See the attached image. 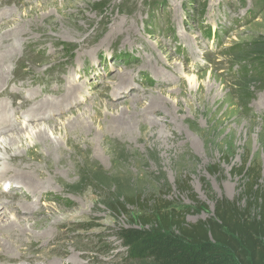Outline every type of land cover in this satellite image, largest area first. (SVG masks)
I'll return each instance as SVG.
<instances>
[{
	"label": "rangeland",
	"instance_id": "1",
	"mask_svg": "<svg viewBox=\"0 0 264 264\" xmlns=\"http://www.w3.org/2000/svg\"><path fill=\"white\" fill-rule=\"evenodd\" d=\"M251 42L264 50V0H0L2 77L26 82L12 89L29 101L59 100L69 80L83 91L41 118L2 101L15 126L0 135V167L26 186L0 172V264H133L118 234L157 202L188 224L221 199L256 214L240 171L247 160L264 173V78L240 58ZM121 109L132 129L102 141L68 125L113 131Z\"/></svg>",
	"mask_w": 264,
	"mask_h": 264
},
{
	"label": "trees",
	"instance_id": "2",
	"mask_svg": "<svg viewBox=\"0 0 264 264\" xmlns=\"http://www.w3.org/2000/svg\"><path fill=\"white\" fill-rule=\"evenodd\" d=\"M244 45L249 50L240 58L256 60L259 68L255 71L264 78V50L256 51L253 42ZM240 171L250 177L246 192L256 214L249 216L234 202L221 199L216 201L211 218L188 224L183 212L180 216L168 211V205L157 202L138 207L140 227L123 228L118 234L133 264H264V173L258 165H247V160Z\"/></svg>",
	"mask_w": 264,
	"mask_h": 264
},
{
	"label": "bare ground",
	"instance_id": "3",
	"mask_svg": "<svg viewBox=\"0 0 264 264\" xmlns=\"http://www.w3.org/2000/svg\"><path fill=\"white\" fill-rule=\"evenodd\" d=\"M3 4H5V3H3ZM4 34V33H3ZM3 36H5V35H3ZM15 37V36H14ZM5 39H7V38H5ZM12 39H13V37H12ZM12 42H15V41H12ZM17 42V41H16ZM9 43V42H8ZM18 43V42H17ZM7 44V43H6ZM1 45V44H0ZM3 45V44H2ZM4 45H5V43H4ZM7 46V45H6ZM11 46V45H10ZM14 46V45H13ZM15 46H16V44H15ZM12 48V47H11ZM14 48V47H13ZM9 52V51H8ZM12 53V52H11ZM11 57V54L9 53L8 54V57ZM5 57V56H4ZM7 58V57H6ZM6 58H3V55L1 54V56H0V65L3 67L4 65H6V62H7V59ZM13 58V57H12ZM9 61V60H8ZM35 63V62H34ZM14 64V63H13ZM31 64V63H30ZM33 64V63H32ZM35 66V65H34ZM2 67H0V135H5L4 133H5V131L6 130H8V129H13L14 128V126L15 125H13V121L12 120H10L8 117H7V115H6V112H8V109H7V104H5V103H3L2 101H1V99L3 98V97H5L6 96V98H9L10 99V101H11V105H12V114L15 116V118L19 115V111H18V109H21V108H26V109H28L29 111H31V115H29V117H27L28 119L29 118H35V117H38V118H41L42 116L43 117H45L46 115H47V111H49L50 109H51V111L52 112H54V111H56L55 110V108L54 107H61L60 106V101H63V103L64 102H70V103H72V102H78V101H80L81 100V98H80V96L83 94V91L80 93V89H79V86H76V84L72 81V80H69L68 81V86H67V88H65L66 90L62 93L63 95L62 96H60L61 98H59V100H56V101H54V100H48V98H43L42 100H40V98H37V99H34V101L32 100V101H29L26 97H25V93H22V94H20V90H22V89H18V90H15V89H12V86L10 85V83H11V80L12 81H14V80H16V79H18L19 80V85L22 87V84H26V82H25V79L23 78V77H18L17 76V78L16 79H14V78H8V80H4L5 78L4 77H2V74L4 73V69L5 68H2ZM14 67V66H13ZM9 68V67H8ZM21 70V69H20ZM31 70V69H30ZM28 71V70H27ZM32 72V71H31ZM30 73V72H29ZM33 73V72H32ZM35 73V72H34ZM28 74V73H27ZM6 75V74H5ZM24 75V74H23ZM26 75V74H25ZM24 75V76H25ZM127 75H128V73H127ZM4 76V75H3ZM111 76V75H110ZM109 76V77H110ZM1 77H2V80H1ZM122 77H124V76H122ZM69 78V77H68ZM26 80H27V77H26ZM127 81V80H126ZM35 84L37 83V82H34ZM117 86V85H116ZM128 87V86H127ZM62 88V87H61ZM60 88V89H61ZM120 89H123L122 88V86H121V88ZM48 90V89H47ZM112 90V89H111ZM33 91V93L35 94V91L34 90H32ZM44 91V90H43ZM118 91V90H117ZM23 92V91H22ZM42 92V91H41ZM59 92V91H58ZM61 92V91H60ZM116 92V91H115ZM159 93H162L161 91H158ZM112 93H113V91H112ZM127 93H128V91H127ZM157 93V92H156ZM40 94V93H39ZM53 94V93H52ZM37 95V94H36ZM54 96H57L58 94H53ZM61 95V94H60ZM14 96V97H13ZM26 96H28V95H26ZM35 96V95H34ZM54 96H53V98H54ZM118 96H120V93L119 94H116V95H113V99H116V98H118ZM30 97V96H29ZM153 97L155 98L154 100H156V97H155V94L153 93ZM47 99V100H46ZM18 100V101H17ZM44 100H46V101H44ZM153 100V99H152ZM40 101V102H39ZM83 101V100H82ZM38 102H39V104H38ZM81 102V101H80ZM17 103L19 104V105H17ZM41 103H43V105H40ZM62 103V104H63ZM151 105V104H150ZM153 105H155V103L153 104ZM92 106V105H91ZM97 108V107H96ZM107 108H111L112 110H113V107L112 106H108L107 105V107H106V109ZM98 109H102L101 107L100 108H97L96 110H95V114L97 113V110ZM22 110V109H21ZM27 110V111H28ZM24 111V110H23ZM118 112H119V115H118V120H117V122L115 123V125L113 126V131L112 130H110V131H106V130H102V129H100L99 130V133L98 134H95V133H93V129L91 128L92 126H90L89 124H88V120H87V118L86 117H79L78 119L76 118L74 121H71V122H69L68 123V125H74V128H76V130L77 131H80L79 129H84V131H87V132H89L88 134H90V135H93L94 137H99L100 139H101V141L102 140H104V138L105 137H111V136H114L115 135V132H117V131H122V130H124V131H127V130H129V129H132L131 128V126L134 124V122H132V118L130 119V121H128V120H126L125 118H124V113H125V110H118ZM7 114H9V112L7 113ZM28 114V113H27ZM26 114V115H27ZM122 114H123V118L124 119H121V116H122ZM84 115V114H83ZM86 115V114H85ZM115 116V115H114ZM133 116V115H132ZM18 118V117H17ZM89 118H91V120L92 121H94L95 120V115H93V116H91V115H89ZM135 118H137V117H135ZM139 120H141V121H144V120H146V119H144V118H142L141 117V119L140 118H138ZM154 124V123H153ZM27 126H29V125H27ZM112 131V132H111ZM123 131V132H124ZM16 133V132H15ZM47 133L48 132H46V130H45V128L44 129H39L38 130V132L36 133V136L37 137H39V138H42V137H47ZM18 134V133H17ZM12 135H15L14 133L12 134ZM12 135H8V137H10V136H12ZM98 139V138H97ZM11 142H13V141H11ZM48 142H50V141H48ZM11 145V144H10ZM50 147H53V145L52 144H50L49 145ZM57 148V147H56ZM51 149V148H50ZM56 150V149H55ZM15 158V157H14ZM14 165V164H13ZM25 166H26V164H25ZM17 167V166H16ZM23 167V166H22ZM0 168H2V167H0ZM18 168V167H17ZM22 169V168H21ZM26 169V168H25ZM15 170V168H13V169H11V170H7V168H5V167H3L2 169H0V172L1 173H3V175L4 176H6L7 174H9V175H11V176H9V178H4V179H1V181L2 180H7L8 182L9 181H15V180H17V181H19L20 183H22L23 185H25L24 184V182H22V180L17 176L18 174L14 171ZM14 171V172H13ZM25 171V170H24ZM7 173V174H6ZM22 173V172H21ZM25 173V172H24ZM36 174H37V172H36ZM21 175V174H20ZM7 177V176H6ZM27 178H29V177H27ZM26 178V179H27ZM30 179V178H29ZM24 180V179H23ZM9 184V183H8ZM26 186V185H25ZM31 187H33L32 185H31ZM3 193H6V194H10V191H7V189H3V191H2ZM26 193L28 194V192L26 191ZM3 203V202H2ZM25 204V203H24ZM2 208H4V206H2L1 204H0V216L2 215V216H6V210H1ZM26 208V207H25ZM17 209V208H16ZM32 210V209H31ZM1 218V217H0ZM1 220V219H0ZM37 220V219H36ZM39 222V221H38ZM5 226H4V228H14V227H18V229L21 231V232H23V230H24V225H23V223H21V222H18L17 220H10L9 222L7 221L5 224H4ZM1 226H3V225H1ZM0 226V227H1ZM17 232V231H16ZM30 235V234H29ZM8 244H10V243H6L5 244V246H4V249H7L8 250ZM24 242H22V243H19V246H18V248L17 249H19V252L21 251V250H23L22 249V247L24 246ZM36 250V249H35ZM18 255H22V254H14L13 256H18ZM18 259H21L22 261H24V262H26L27 264H68V263H64L63 262V260L61 261H40V260H37V259H31V258H18ZM21 261V262H22ZM13 262V261H12ZM19 262V261H18ZM20 263V262H19ZM24 264V263H23Z\"/></svg>",
	"mask_w": 264,
	"mask_h": 264
}]
</instances>
